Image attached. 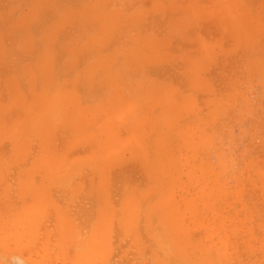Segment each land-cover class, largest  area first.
Wrapping results in <instances>:
<instances>
[{
    "label": "crops",
    "instance_id": "obj_1",
    "mask_svg": "<svg viewBox=\"0 0 264 264\" xmlns=\"http://www.w3.org/2000/svg\"><path fill=\"white\" fill-rule=\"evenodd\" d=\"M261 95L264 0H0V257L111 215Z\"/></svg>",
    "mask_w": 264,
    "mask_h": 264
},
{
    "label": "rangeland",
    "instance_id": "obj_2",
    "mask_svg": "<svg viewBox=\"0 0 264 264\" xmlns=\"http://www.w3.org/2000/svg\"><path fill=\"white\" fill-rule=\"evenodd\" d=\"M230 120L212 127L210 142L193 140L200 131L187 135L186 156L150 159L169 172L123 193L111 215L97 210L76 222L75 236L38 238L25 254L11 243L0 263L264 264V95L250 96ZM81 201L72 204L79 212Z\"/></svg>",
    "mask_w": 264,
    "mask_h": 264
}]
</instances>
